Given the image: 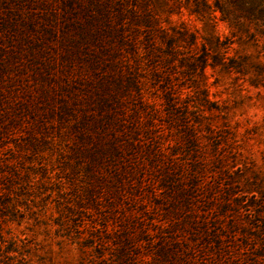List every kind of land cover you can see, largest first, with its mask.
Masks as SVG:
<instances>
[{"label": "rangeland", "instance_id": "374dc122", "mask_svg": "<svg viewBox=\"0 0 264 264\" xmlns=\"http://www.w3.org/2000/svg\"><path fill=\"white\" fill-rule=\"evenodd\" d=\"M68 4L0 0V264H264V0Z\"/></svg>", "mask_w": 264, "mask_h": 264}, {"label": "trees", "instance_id": "16d2710c", "mask_svg": "<svg viewBox=\"0 0 264 264\" xmlns=\"http://www.w3.org/2000/svg\"><path fill=\"white\" fill-rule=\"evenodd\" d=\"M67 1L69 2V4H68V6L65 7L66 8L65 12L72 13V17H76V12L78 10L72 4L73 0H67ZM89 5H92L95 7V11H93L92 13L90 12L91 10H88L87 8L84 9V11H85L84 14L86 17L84 19L83 25L93 27V30H92L93 36H91V38L89 40H92L96 45H98V47H101L102 46L101 39H107V38L106 37L102 38L100 36V33L106 32L105 30H103V29H106L109 32V34H111L112 40L118 42L119 44H122V41H123L122 36L116 35L117 33H115V31L113 30V28L111 26V23L113 24L114 22L112 21L110 23V20L108 19L109 17H105L103 19L107 22L106 25L103 27H100L98 25L101 21L95 20L97 15L99 16L101 12L105 11L106 3L96 4V5L89 3ZM74 22L75 21L73 19L72 23H74ZM78 27H79V25L77 26V28ZM99 44H101V45H99ZM66 48H69V47L66 45ZM100 54L103 58H110V56H111L110 53L107 52L106 47H104V46L100 48ZM67 56H68V54H67ZM108 76H109V72H103L101 79L97 80V83L99 85V89L95 90L94 98L89 99L88 100L89 104L85 105V109H88L89 112H85L83 118L86 117V119L89 121L82 120V122L80 124L81 129L78 128V134H87L89 136L88 138H90L91 134H94V136L100 138V135L104 134L105 129H108L109 127L112 128L113 123L115 125H116V123H118V119L120 118V116H119L120 110L116 106H114V104H115V102H119V94L120 93L118 90L121 86L115 80H114V82H110L108 84V78H107ZM66 79H68V78H66ZM107 87H109V89ZM72 101L73 102H76V101L80 102L77 99H73ZM91 106L96 108L95 114H96V116H98V121L91 120V118L93 116L92 112H94L93 109H91ZM110 107H112L110 110H111V115L113 116V119H112V116L109 118L105 117V122H104V116L100 115V113L103 111V109L110 108ZM62 108L68 114L73 113V110L67 109L66 106H63ZM88 142H90V141L88 140Z\"/></svg>", "mask_w": 264, "mask_h": 264}]
</instances>
